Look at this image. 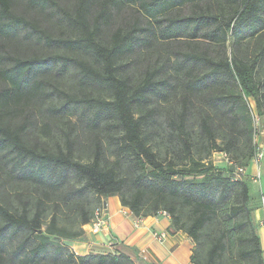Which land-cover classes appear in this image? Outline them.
Returning <instances> with one entry per match:
<instances>
[{
	"label": "trees",
	"instance_id": "obj_1",
	"mask_svg": "<svg viewBox=\"0 0 264 264\" xmlns=\"http://www.w3.org/2000/svg\"><path fill=\"white\" fill-rule=\"evenodd\" d=\"M19 1L47 15L62 9L0 0V41L60 52L0 56V170L17 187L12 202L0 198V264H136L125 254L76 256L65 243L114 196L138 219L166 212L172 233L193 240L192 264H264L250 182L234 177L258 152L251 100L264 117V0H77L65 14L73 36L59 38L16 12ZM188 6L191 15H176ZM124 7L148 27L106 35ZM184 40L205 48L143 67V49ZM29 106L62 123L54 149L23 135L38 127ZM8 115L25 123L11 127ZM216 154L234 165L217 168Z\"/></svg>",
	"mask_w": 264,
	"mask_h": 264
},
{
	"label": "crops",
	"instance_id": "obj_2",
	"mask_svg": "<svg viewBox=\"0 0 264 264\" xmlns=\"http://www.w3.org/2000/svg\"><path fill=\"white\" fill-rule=\"evenodd\" d=\"M256 112V108L251 104ZM258 137V148H264V130ZM264 159V158H263ZM263 161L252 162L247 167L246 179L253 185L251 196L254 206L255 223L261 239L264 257V209L260 198L264 195L262 178ZM260 176L259 180L256 178ZM105 214L109 219L108 227L99 231L94 223L83 226V235L79 239L65 241L67 247L76 256L119 255L129 256L136 264H192L191 257L195 247L193 240L185 233H172L171 220L163 214L138 219L132 212L122 206L117 196L103 199ZM155 234L164 235L163 240L156 239Z\"/></svg>",
	"mask_w": 264,
	"mask_h": 264
},
{
	"label": "rangeland",
	"instance_id": "obj_3",
	"mask_svg": "<svg viewBox=\"0 0 264 264\" xmlns=\"http://www.w3.org/2000/svg\"><path fill=\"white\" fill-rule=\"evenodd\" d=\"M57 3L62 8L60 11H51L48 12L49 14H45L40 11L31 10L24 2H16L15 11L19 14H23L28 19L32 20L36 23L44 32L49 34L53 38L59 37H72L73 31L70 30L65 22L67 20L65 14L73 15L74 9L77 4V0H57ZM192 9L190 6L182 9L176 15L179 16H188L191 15ZM137 24L140 27L144 26L145 28L148 27V24L143 17L142 13H140L139 9L134 7H124L122 10L117 14L115 19L113 20L110 27L104 29V33L106 35H110L112 31L116 29H128L132 25ZM187 40L175 42L171 44H159L155 43L154 51L151 53L147 52L146 49H143L139 56H142L143 59V67L151 65L160 64L165 58H173L180 55L181 57L183 54L193 53L194 49L196 51L203 50L205 48L204 45H196L193 48L192 45ZM201 44V43H199ZM54 52H60L58 47L53 46L51 48L46 47L45 45L41 44H32L29 42H24L20 38L17 40H4L0 41V56L5 57H16V58H28L34 55H43V54H50ZM145 55V56H144ZM177 55V56H176ZM144 56V57H143ZM179 56V58H180ZM10 62H5V65H8ZM142 64H139L141 66ZM1 67V65H0ZM143 69V68H142ZM74 80H61V82L57 79V82L54 83L59 89L70 92L72 95H84L89 94V92H83L80 86H73ZM4 87V83L0 79V90ZM253 104L255 107V103L251 100L250 105ZM28 115L31 116L32 121H37L38 127L33 129L28 127L26 132L23 134L27 139L29 144L37 146L38 148L44 149H54L58 141L56 140V135L58 133L57 126H63L62 123L58 121V119L49 113H45V119L43 115L40 113V108L37 106H29L25 110ZM257 115L256 112H254ZM10 116V117H8ZM6 122L12 127H20L24 121L25 123V116L24 115H8ZM28 125V124H27ZM46 125V126H45ZM48 130H45V128ZM258 132L256 140L259 136H261V131L264 130V117H260V123L257 126ZM35 130V131H34ZM34 131V132H33ZM89 142V141H88ZM215 166L217 168H225V163L223 159L218 155H214L212 158ZM262 167H264V159L262 160ZM262 180L260 185L264 184V172H262ZM251 189L253 191V185L250 184ZM16 185L14 182L8 180L7 176L0 170V198H5L9 202L13 201V196L16 190ZM24 188V187H23ZM25 189V188H24ZM2 194H5L3 196ZM45 230V227L44 229ZM77 230V228H76Z\"/></svg>",
	"mask_w": 264,
	"mask_h": 264
},
{
	"label": "built area",
	"instance_id": "obj_4",
	"mask_svg": "<svg viewBox=\"0 0 264 264\" xmlns=\"http://www.w3.org/2000/svg\"><path fill=\"white\" fill-rule=\"evenodd\" d=\"M259 123H260V118L256 115H254V125L258 126ZM219 156L223 160H225L226 163L229 164L230 166L234 165L232 162H230L228 160L226 155H219ZM263 158H264V148H258V152H257L256 156L254 157L253 162L259 164L263 160ZM246 174H247V168H243L240 166L234 167L235 179L244 178V177H246ZM259 179H260V176L258 175L256 180H259ZM260 204H261V208L264 209V195H262L260 198ZM160 214H163L170 219V216L166 212H162ZM92 222L94 223L95 228L98 229L99 231L108 227L109 219H108L107 215L105 214L104 208H99L95 211L94 219ZM155 236H156V239H158V240H163L165 238L164 235L155 234Z\"/></svg>",
	"mask_w": 264,
	"mask_h": 264
}]
</instances>
